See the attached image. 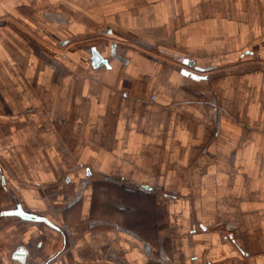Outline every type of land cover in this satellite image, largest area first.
I'll list each match as a JSON object with an SVG mask.
<instances>
[{"label": "crops", "instance_id": "1", "mask_svg": "<svg viewBox=\"0 0 264 264\" xmlns=\"http://www.w3.org/2000/svg\"><path fill=\"white\" fill-rule=\"evenodd\" d=\"M0 165L54 264H264V0H0Z\"/></svg>", "mask_w": 264, "mask_h": 264}, {"label": "flooded vegetation", "instance_id": "2", "mask_svg": "<svg viewBox=\"0 0 264 264\" xmlns=\"http://www.w3.org/2000/svg\"><path fill=\"white\" fill-rule=\"evenodd\" d=\"M93 185L96 186L95 182ZM96 192L105 193L100 187L97 191L93 189L91 194ZM61 198L63 200L60 203L53 201L41 209L32 208L10 183L9 176H6L4 168L0 165V236L7 231L15 232V237L9 241L14 249L11 256L14 264H54L58 259H68L73 255L71 243L75 238H71L72 231L64 215L77 205L82 197L80 192L72 188V191L63 190ZM28 214L34 218H25L24 215ZM113 225L120 227L117 223ZM14 227L16 231L12 230ZM123 229L129 230L125 227ZM97 250L101 255H105L107 262L117 263L116 257L107 247L102 246Z\"/></svg>", "mask_w": 264, "mask_h": 264}, {"label": "water", "instance_id": "3", "mask_svg": "<svg viewBox=\"0 0 264 264\" xmlns=\"http://www.w3.org/2000/svg\"><path fill=\"white\" fill-rule=\"evenodd\" d=\"M107 60L104 59V57L99 53V51L96 48H92L91 50V63L93 67H98L102 63H106ZM25 218H34V216L28 214L24 215Z\"/></svg>", "mask_w": 264, "mask_h": 264}, {"label": "rangeland", "instance_id": "4", "mask_svg": "<svg viewBox=\"0 0 264 264\" xmlns=\"http://www.w3.org/2000/svg\"><path fill=\"white\" fill-rule=\"evenodd\" d=\"M88 192H90V191H88ZM97 193V192H96ZM99 197H98V199L95 201V203H94V205H95V207H96V211H98V212H104V210L105 209H103L102 207L104 206V203H105V200H103V197L99 194L98 195ZM124 196V195H123ZM123 200L121 201L122 203L124 202L125 203V201L124 200H127V197L126 196H124V197H122V196H120ZM101 209H103V210H101ZM110 209L108 208V210H106V211H109ZM160 210H161V208H160ZM163 210V209H162ZM98 212H96V213H98ZM162 212V211H161ZM161 212H158V213H161ZM94 213V212H93Z\"/></svg>", "mask_w": 264, "mask_h": 264}]
</instances>
